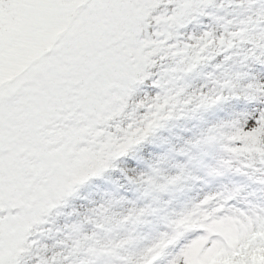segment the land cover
<instances>
[{"label": "snow or ice", "instance_id": "6c2138e0", "mask_svg": "<svg viewBox=\"0 0 264 264\" xmlns=\"http://www.w3.org/2000/svg\"><path fill=\"white\" fill-rule=\"evenodd\" d=\"M243 7L181 33L215 0H0V264H264V0Z\"/></svg>", "mask_w": 264, "mask_h": 264}, {"label": "rangeland", "instance_id": "374dc122", "mask_svg": "<svg viewBox=\"0 0 264 264\" xmlns=\"http://www.w3.org/2000/svg\"><path fill=\"white\" fill-rule=\"evenodd\" d=\"M217 4L216 9L210 10L209 15H206L202 17L198 22L190 23L185 26V28L180 29L181 33H198L200 31L204 30H210L212 27H214V21L212 20V16H217L220 18H223L224 20H233L238 21L240 19H243L247 14V10L243 7L246 0H215ZM210 69H205V71H209ZM253 72L259 71L261 74V77L264 78V68H260V66H256L255 69L252 70ZM194 83H199V80H195ZM226 115V112H222L219 110L210 112L205 114L204 119L211 123L215 122L217 119H221ZM194 123V122H192ZM189 127L192 126L191 123L188 125ZM224 183V184H245L246 180L242 176H228L225 177L222 181L213 182V187H216L218 183ZM195 194V193H192ZM225 231H230V228L225 225L224 227ZM41 243L51 247L55 240L50 237H45L41 239ZM202 260V261H201ZM201 261V262H199ZM192 264H211V258H202L197 259V253L193 252L192 254Z\"/></svg>", "mask_w": 264, "mask_h": 264}, {"label": "bare ground", "instance_id": "6f19581e", "mask_svg": "<svg viewBox=\"0 0 264 264\" xmlns=\"http://www.w3.org/2000/svg\"><path fill=\"white\" fill-rule=\"evenodd\" d=\"M202 261V260H201ZM201 261H199V262H201Z\"/></svg>", "mask_w": 264, "mask_h": 264}]
</instances>
